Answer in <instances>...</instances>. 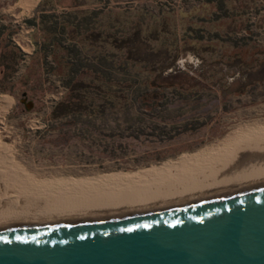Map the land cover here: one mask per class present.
<instances>
[{
	"label": "rangeland",
	"instance_id": "374dc122",
	"mask_svg": "<svg viewBox=\"0 0 264 264\" xmlns=\"http://www.w3.org/2000/svg\"><path fill=\"white\" fill-rule=\"evenodd\" d=\"M60 1L51 0L45 15L69 11L88 17L68 10L70 0ZM40 2L0 0V188H9V194L39 205L37 211L45 200L61 203L57 208L75 200L94 206L111 191L135 190L139 176L164 172L227 137L236 139L232 144L264 143V0H104L101 5L116 12L146 15L151 28L169 33L167 44L178 38L181 47L185 39L187 50L170 69L152 67L153 77L172 83L155 91L152 112L136 106L126 114L58 120L50 114L66 94L67 64L91 61L103 51L76 46L66 35L60 47L42 48L41 39L51 35L41 34L38 22L28 24L40 17ZM152 60L158 68L157 58ZM97 69L107 67L98 63Z\"/></svg>",
	"mask_w": 264,
	"mask_h": 264
},
{
	"label": "water",
	"instance_id": "95a60500",
	"mask_svg": "<svg viewBox=\"0 0 264 264\" xmlns=\"http://www.w3.org/2000/svg\"><path fill=\"white\" fill-rule=\"evenodd\" d=\"M0 264H264V185L121 217L0 227Z\"/></svg>",
	"mask_w": 264,
	"mask_h": 264
},
{
	"label": "trees",
	"instance_id": "16d2710c",
	"mask_svg": "<svg viewBox=\"0 0 264 264\" xmlns=\"http://www.w3.org/2000/svg\"><path fill=\"white\" fill-rule=\"evenodd\" d=\"M103 1L89 4V0H70L68 10H74L72 12L76 15H88L78 19L69 11H63L61 15H45L43 9L51 0H41L36 11L40 17L28 22L34 27L38 22V31L44 36L51 35L41 37L42 48L59 46L60 38L66 35L76 46L82 44L85 48L87 44L95 51H103L98 56L94 55L91 61L86 57L67 64L63 82L66 94L53 107L51 120L75 115L102 118L109 113L132 112L136 106L152 112L156 108L155 91L164 92L172 86L168 77H153L155 70L152 72L151 69L153 66L161 72L170 69L181 52L187 50L185 39L181 47L178 38L167 44L169 33L151 28L146 15L141 19L116 12L101 5ZM153 56L157 58L158 68H155ZM98 63H104L107 70L97 69ZM90 68V72L85 71Z\"/></svg>",
	"mask_w": 264,
	"mask_h": 264
},
{
	"label": "bare ground",
	"instance_id": "6f19581e",
	"mask_svg": "<svg viewBox=\"0 0 264 264\" xmlns=\"http://www.w3.org/2000/svg\"><path fill=\"white\" fill-rule=\"evenodd\" d=\"M261 126L263 125L261 124ZM238 132L240 131L238 130ZM249 133H247V135ZM254 133H256L255 130L253 131V134ZM232 137H227L217 148L204 149L198 152V154H194L192 157L189 156L190 158L185 157L182 158V160H177L178 162L176 164L173 162V165L170 164V166L167 167L164 172L158 173L157 170L152 174L147 173L146 175L143 174L139 176L138 186H133L135 190H124L123 188L119 190L116 188L117 190L114 191L108 190L111 191L110 194L107 191L110 195H107L109 198H107V200L104 202L102 201L101 203L97 201L99 199V195H97L95 198L98 197L96 201L99 204L94 205L93 202L94 206H91L90 204L85 205V199V202L82 204H77L75 200V206V202L71 205V202L69 201L70 206H65L64 204L65 208L61 206V208H57L61 203H58L57 206H52L51 204L49 205V203L46 204L47 202H45V200V204L43 203L44 205L40 206V211H37V207H39L38 204V206L35 207V205L33 206L34 203H28L29 199H26L27 201H25L24 198V200H20V198L18 199V197L13 193L9 194V188H0V227L24 225L30 226L121 217L125 215L174 207L193 201L232 194L264 185V143L261 141L263 138L260 140L261 143H258L257 140L259 139L256 140L257 135L254 136L257 143L253 141L255 144L251 143L250 145L248 143L242 142L241 140V142L238 144H232L230 143V141H233ZM235 140L233 142H235ZM243 141H245V139H243ZM7 183L5 182L6 185L10 186V184ZM16 183L17 181L14 183V185ZM2 184L3 182H1V186ZM14 185L12 186L14 187ZM21 189L23 190V188ZM25 189H27V187ZM32 191L30 190V192ZM52 194H50L51 196H48L51 198ZM104 194L106 193H103V195ZM23 195L24 194H22V196ZM88 195L89 194H87V196ZM100 197L102 196L100 195ZM54 198L57 199L56 196H54ZM51 201L54 202V199H51ZM31 208L32 210H30Z\"/></svg>",
	"mask_w": 264,
	"mask_h": 264
},
{
	"label": "crops",
	"instance_id": "0c3cea01",
	"mask_svg": "<svg viewBox=\"0 0 264 264\" xmlns=\"http://www.w3.org/2000/svg\"><path fill=\"white\" fill-rule=\"evenodd\" d=\"M38 7V6H37Z\"/></svg>",
	"mask_w": 264,
	"mask_h": 264
}]
</instances>
